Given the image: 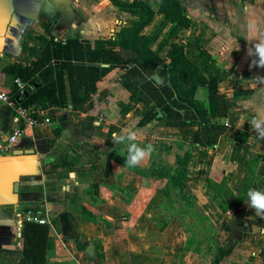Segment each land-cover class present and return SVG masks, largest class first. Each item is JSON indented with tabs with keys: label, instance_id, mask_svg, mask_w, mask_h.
I'll return each instance as SVG.
<instances>
[{
	"label": "crops",
	"instance_id": "obj_1",
	"mask_svg": "<svg viewBox=\"0 0 264 264\" xmlns=\"http://www.w3.org/2000/svg\"><path fill=\"white\" fill-rule=\"evenodd\" d=\"M133 1L0 0V92L10 98L13 93L15 78L5 68L30 64L31 48L43 47L50 36L93 43L132 25L140 14L126 6ZM143 1L155 11L143 32L157 51L174 24L158 12L159 0ZM181 2L192 24L174 41L185 44L200 38L223 70L219 91L228 96L242 92L222 119L227 130L217 144L192 149L187 192L208 216L217 232L215 243L226 252L218 264H264V218L249 207L250 200L222 211L218 203L223 195L217 190L222 185L235 197L242 194L249 171L264 177V138L253 124L255 120L264 127V62L257 51L264 45V0ZM185 51L193 57L192 46ZM122 74L118 68L111 70L78 110L50 106L44 97L29 106L42 123L25 128L12 151L0 155V264H19L23 221L37 212L48 220L47 264H165L181 254L188 238L181 220L186 213L172 202L167 187L141 191L139 177L124 169L118 153L129 132L136 133L140 144L151 136L179 140L186 149L196 127L179 130L156 121L138 126L148 107L130 97L121 84ZM180 87L183 94L205 100L203 88ZM18 107L0 100V137L16 125ZM166 160L175 165V156ZM89 244L92 254L86 252Z\"/></svg>",
	"mask_w": 264,
	"mask_h": 264
},
{
	"label": "trees",
	"instance_id": "obj_2",
	"mask_svg": "<svg viewBox=\"0 0 264 264\" xmlns=\"http://www.w3.org/2000/svg\"><path fill=\"white\" fill-rule=\"evenodd\" d=\"M159 1L158 12L174 26L157 51L151 49V38L143 32L155 11L147 1L134 0L126 6L138 9L139 17L133 20L132 25L120 27L110 38L92 43L79 38L58 41L50 36L43 47L31 48L30 54L34 59L30 64L8 66L5 71L22 81L25 89L32 88L29 96L23 98L25 90L21 92L14 85L10 98L14 105L28 108L38 98L44 97L50 106H70L71 110H78L91 100L100 80L115 68L122 70V86L130 92L131 98L148 107L138 126L156 121L158 126L179 130L196 127L194 136L189 140V148L183 155L176 156L175 165L163 166L156 173L158 178L169 175L172 185L181 192L182 197H186L188 192L184 183L192 149L212 148L217 144L227 130V124L222 119L225 120L233 111L242 92L234 90L228 96L219 91L223 70L205 50L200 38L191 39L185 44L174 41L182 29L192 24L181 0ZM191 46L194 48L192 58L185 51ZM181 83L195 90L203 88L205 100L183 94ZM241 187L242 194L235 197H231V193L222 185L217 188L223 195L218 203L222 211L250 200L247 195L250 189L264 191V177L255 176L251 170L245 175ZM228 196L232 198L230 204L226 203ZM212 198L217 200L216 195ZM48 231L47 224L23 221V249L19 264H47ZM181 254L171 258H179ZM225 254L223 249L219 250L213 264H218ZM262 255L264 257V248ZM175 264L181 262L175 261Z\"/></svg>",
	"mask_w": 264,
	"mask_h": 264
},
{
	"label": "rangeland",
	"instance_id": "obj_3",
	"mask_svg": "<svg viewBox=\"0 0 264 264\" xmlns=\"http://www.w3.org/2000/svg\"><path fill=\"white\" fill-rule=\"evenodd\" d=\"M198 94L200 97L203 96L202 92ZM174 141L175 142H170L163 138L158 140L157 138L150 136L149 139H146L140 144V141H132L126 138L124 139L123 149L118 153V158L122 160L121 164H123L124 169H128L129 174L133 173L135 176L137 175L139 177V188L141 191L147 192L149 191V186L151 187L154 185L162 186V188L167 187V191H169L172 196V202L176 204V207L180 205V210L186 213L185 216L184 214L181 215L182 223L185 225L188 234L185 245L180 249L182 250V252H180L183 254H181L179 258H170L165 264H175V261H180L181 264H208L207 262L213 264V259L222 248L215 243L217 232L213 228L208 216L197 208L195 202L192 201V198L189 195L182 197L181 192L172 185V182H168L169 175H162L163 177L160 178L166 180L167 183H164V180L162 183H148L150 180L158 179L156 173L159 172L163 166L169 165L166 160L167 158L172 159L174 156L176 158L177 155H183L188 149H184L183 145L180 146L178 144L179 140ZM167 142H169L170 146H168ZM133 143L137 144L140 148L148 150L151 154L147 157L149 158L148 162L143 160L136 167H128L126 164L128 159V148ZM149 144L153 146L154 151L148 148ZM151 163H155V166H152ZM185 191L187 192L186 184ZM231 201L232 198L228 196L226 198V203H231Z\"/></svg>",
	"mask_w": 264,
	"mask_h": 264
},
{
	"label": "built area",
	"instance_id": "obj_4",
	"mask_svg": "<svg viewBox=\"0 0 264 264\" xmlns=\"http://www.w3.org/2000/svg\"><path fill=\"white\" fill-rule=\"evenodd\" d=\"M14 85L21 92L25 90V85L18 78H15ZM0 100L4 102H10V97L3 92H0ZM17 114V123L11 129V131L0 137V155L8 154L12 151L13 147L16 145L18 140L22 137L25 128H31L33 126H37L42 123L35 115L34 112L28 108L18 107L16 109ZM27 221H32L39 224L48 223L47 218L41 215L40 212L37 213H29L26 217Z\"/></svg>",
	"mask_w": 264,
	"mask_h": 264
},
{
	"label": "clouds",
	"instance_id": "obj_5",
	"mask_svg": "<svg viewBox=\"0 0 264 264\" xmlns=\"http://www.w3.org/2000/svg\"><path fill=\"white\" fill-rule=\"evenodd\" d=\"M258 54L261 58V61L264 62V45L257 46ZM254 128L258 132V135L261 138H264V127H261V122L253 121ZM118 135L114 134L113 139L117 143L121 141L117 139ZM129 140L135 141L137 140V135L134 132H129L128 137ZM122 139V138H121ZM148 148L154 151V148L151 144L148 145ZM151 152L144 148H140L137 144L133 143L128 148V159L126 164L128 167H136L141 163V161L145 160L149 157ZM251 203L249 205L250 208L255 210V214L264 218V191L260 189H250L247 193Z\"/></svg>",
	"mask_w": 264,
	"mask_h": 264
},
{
	"label": "water",
	"instance_id": "obj_6",
	"mask_svg": "<svg viewBox=\"0 0 264 264\" xmlns=\"http://www.w3.org/2000/svg\"><path fill=\"white\" fill-rule=\"evenodd\" d=\"M31 91H32L31 87H28L27 89H25V91L23 92V98L28 97ZM15 186L17 187V185H15ZM86 252L88 254H92L93 253V245L92 244H89L87 246Z\"/></svg>",
	"mask_w": 264,
	"mask_h": 264
}]
</instances>
